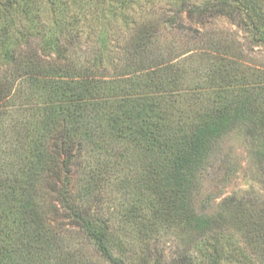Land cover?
<instances>
[{
  "label": "trees",
  "instance_id": "obj_1",
  "mask_svg": "<svg viewBox=\"0 0 264 264\" xmlns=\"http://www.w3.org/2000/svg\"><path fill=\"white\" fill-rule=\"evenodd\" d=\"M71 1L0 0V59L7 68L0 76V264H46L64 255L66 228L79 230L106 262L127 264L112 247L109 219L92 210L96 190L88 180L76 182L74 164L88 148H118L141 158L151 218L177 211L185 225L206 228L214 217L191 208L199 168L238 114L259 117L264 126L259 69L248 73L228 55L204 49L173 56L157 44L152 18L120 42L105 23L112 16L118 28L137 0H85L84 13L75 17ZM212 1L218 15L250 19L264 41L262 4ZM44 8L54 19L48 26ZM73 19L87 22L98 48L71 39ZM112 48L122 56L110 74L105 61ZM18 87L20 103L13 104ZM235 202L227 206L244 205ZM254 215L249 243L264 245V210ZM177 257L180 264L221 263L218 253H206V262Z\"/></svg>",
  "mask_w": 264,
  "mask_h": 264
},
{
  "label": "rangeland",
  "instance_id": "obj_2",
  "mask_svg": "<svg viewBox=\"0 0 264 264\" xmlns=\"http://www.w3.org/2000/svg\"><path fill=\"white\" fill-rule=\"evenodd\" d=\"M256 1L264 6V0ZM208 3L213 7L205 8ZM214 3L217 2L137 0L124 13L127 17L118 22V28L113 25L112 16L105 24L122 42L136 24L152 18L157 25V44L171 48L173 56L183 58L204 49L213 56L228 55L248 73L253 67L264 74L263 35L243 15L237 14L233 19L216 14ZM84 7L85 0H72L70 14L75 17L84 13ZM178 9H181L180 14L176 13ZM42 11L43 23L48 26L54 19L45 8ZM14 19L20 21L16 14ZM74 23L77 28L71 33V39L80 40L83 47L98 48L97 35L87 22L78 23L75 19ZM20 25H17V34L23 30ZM30 40L33 45L41 42L35 36ZM110 53L105 62L112 68V74L122 52L112 48ZM6 72L0 59V76ZM257 78L253 76L252 82L258 81ZM20 90L14 88L15 98L11 103H20ZM20 110L19 106L18 112ZM243 116H236L232 128L214 145L197 173L191 208L198 216L214 217L206 228H196V222L185 225L177 211L160 214V220L151 218L150 195L145 174L140 169L141 158L106 146L85 150L73 167L76 182L82 184L88 180L96 190L97 199L92 210L100 209L102 216L109 219L116 255L123 257L127 264H180L178 255L193 256L206 262V253H218L220 264H264V245L249 243L247 225L252 220L251 214L256 216L264 210V126L259 117ZM231 201H242L244 205L230 208L227 205ZM64 230L68 250L62 256L52 254L53 258L46 264H110L79 230Z\"/></svg>",
  "mask_w": 264,
  "mask_h": 264
}]
</instances>
